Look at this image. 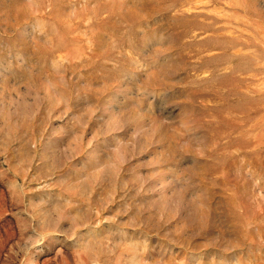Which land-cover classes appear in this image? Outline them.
<instances>
[{
    "label": "rangeland",
    "instance_id": "374dc122",
    "mask_svg": "<svg viewBox=\"0 0 264 264\" xmlns=\"http://www.w3.org/2000/svg\"><path fill=\"white\" fill-rule=\"evenodd\" d=\"M0 264H264V0H0Z\"/></svg>",
    "mask_w": 264,
    "mask_h": 264
}]
</instances>
